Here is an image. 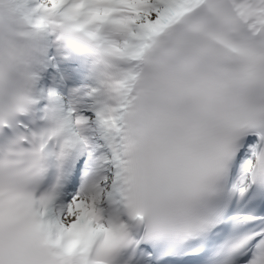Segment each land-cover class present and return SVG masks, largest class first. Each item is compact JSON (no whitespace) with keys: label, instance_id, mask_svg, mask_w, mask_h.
<instances>
[{"label":"snow or ice","instance_id":"snow-or-ice-1","mask_svg":"<svg viewBox=\"0 0 264 264\" xmlns=\"http://www.w3.org/2000/svg\"><path fill=\"white\" fill-rule=\"evenodd\" d=\"M0 264H264V0H0Z\"/></svg>","mask_w":264,"mask_h":264}]
</instances>
